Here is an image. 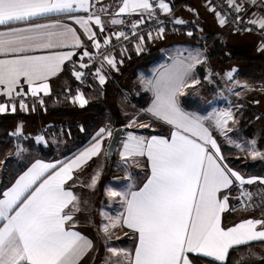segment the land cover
Listing matches in <instances>:
<instances>
[{
  "label": "snow or ice",
  "instance_id": "snow-or-ice-1",
  "mask_svg": "<svg viewBox=\"0 0 264 264\" xmlns=\"http://www.w3.org/2000/svg\"><path fill=\"white\" fill-rule=\"evenodd\" d=\"M261 2L264 3V0ZM245 3L255 5L257 0H245ZM227 6L236 13L244 10V3L238 0H227ZM89 7V0H0V26L6 28V31H0V56L5 57L0 58V94L13 99L15 96L27 95L21 86L22 80L28 85L32 96H37L39 92L49 94L48 78L60 72L64 62L70 60L74 53L53 52L39 56L27 53L35 49L67 46L66 41L69 39L73 47H80L81 42L76 30L60 21L55 24L36 21L53 14H69L80 9L87 12ZM157 9L166 14L171 12L165 0H121L110 23L125 24L124 19L116 17L139 15L140 19L130 24L132 29H136L146 19H154ZM210 10L216 12L215 8ZM99 12H107V9L101 8ZM216 16L223 26L226 23L225 17L219 12H216ZM75 22L83 28L93 46L99 49L101 44L90 23L99 26L103 32L101 16L90 13L87 19L78 17ZM175 23L182 24L184 21L177 19ZM249 23L258 24L264 31V17H253ZM163 33L164 28L158 27L157 36L162 38ZM113 35L117 40L128 38L124 31ZM148 35L151 39L152 33ZM143 39L141 36L140 44ZM110 43L111 37H106L104 45ZM140 44L137 45V52L142 50ZM84 57L92 58L87 50L83 51L81 60ZM103 60L115 67L114 57L104 55ZM200 62L197 57L181 70L163 75L153 85L155 99L147 111L182 131L174 132L170 141L156 137L146 141L129 133L123 144L120 153L122 160L147 154L151 163V177L141 190L126 194L111 189L108 191L110 197L123 195L127 207L122 221L117 218L110 225H104L103 231L107 234L109 227L116 228L122 223L138 233L139 242L130 264H190L189 253L202 254L222 262L234 246L264 241V220L248 219L226 230L221 227V213L228 206V196L225 194L221 199L218 194L233 185L232 178L241 185L255 181L245 180L237 172L219 163L218 159L222 161L224 157L219 155L220 148L202 119L183 112L178 106L177 96L183 94L184 88L192 86L186 82V77L195 64ZM80 67L86 68L88 65L82 63ZM73 75L80 80L84 73L73 71ZM94 75L101 85L105 83L100 68ZM227 77L231 80L232 72L227 73ZM196 83L199 81L193 80V84ZM73 101H78L81 107L88 103L79 91ZM20 108L28 110L23 98L20 100ZM6 110V105L0 104V113ZM11 111H16L14 103ZM232 120L234 117L230 111L222 112L215 117V125L227 136L232 131L229 127V121ZM21 128L18 126L14 135H18ZM104 132L105 129H101L98 137ZM107 135L110 137L111 131ZM206 145L215 149V154L209 152ZM236 146L241 147L239 144ZM101 147V139L98 138L89 149L72 162L66 163L59 171L49 174L29 193V189L40 180L44 172L55 168V165L37 162L3 194L4 199H0V220L5 223L0 227V264H78L79 259L91 248V241L66 227L67 222L73 220L72 211L78 208L75 203L77 197L66 190L64 185L72 179L73 169L99 155ZM250 154L253 158L261 155L254 149ZM98 178L99 172L91 178L90 186L94 187ZM260 182L264 183V180ZM25 193L29 194L25 196ZM246 199H252L250 193ZM69 205H72L71 209ZM258 226L260 230H257ZM109 251L116 256H129L114 248Z\"/></svg>",
  "mask_w": 264,
  "mask_h": 264
},
{
  "label": "crops",
  "instance_id": "crops-1",
  "mask_svg": "<svg viewBox=\"0 0 264 264\" xmlns=\"http://www.w3.org/2000/svg\"><path fill=\"white\" fill-rule=\"evenodd\" d=\"M184 1V2H183ZM181 2L182 5H178L177 0L176 3L173 0H165L166 3L169 4L171 8V14H173L175 17H180L179 14H184L186 17H188V20H192L193 22L197 23V26L201 28L200 32L198 33L199 36L197 38H205L209 37L210 32H212V37L215 39H220V41L223 43V45H227L231 47L232 49H242L247 48L249 51L255 55L256 53H259L260 55H264V50L259 47L257 44L256 34L254 32H245V33H239V32H231L229 30L225 29V25H219L217 23L215 17L209 13V10L204 5L203 0H186V1H192L191 3L195 7V9H199L203 15L204 19H208L207 23L206 21H203L202 15H199L193 13L191 10H188L187 7H184L186 4V1L183 0ZM259 3V7H256V9L252 10L254 11L253 14L247 15L249 19L260 18L264 17V3L261 2V0H257ZM89 4L91 7H89L88 11L85 12L83 9H80L78 11L69 13V14H53L48 17H43L37 19V23L41 24H55L56 21H60L62 24L68 25L69 27L76 30V34L80 37L81 46L80 47H73V42L69 39L66 41V45H60L55 48L51 49H35L33 51L28 52V55H49L53 52H72L74 55H72L70 60H66L64 64L62 65L61 71L58 72L56 75L51 76L48 78L47 83L49 84V94L45 95L44 92H39L37 96H33L36 100L33 104H27L28 110L24 111L20 108V103H14L16 105V111H11L12 102L5 101L3 104L6 105L7 110L5 112L0 113V116L4 118H9L11 121L10 126L11 128H16L18 126H22L21 131L30 132L32 130V127L34 126V123L36 122V125L38 124L41 117L44 118L43 109H41L38 106H45V110L49 112L54 111V109H61L66 106H70V104L73 101V98H64L61 96V93L64 91H67L69 89H72L77 84V79L73 75V71H79L81 72L80 65L85 61L84 57L81 60V55L84 50H87L89 52L90 44L92 43L91 40L88 39L87 35L84 34L83 28L79 24L75 22V18L82 17L87 19L88 15L90 13L99 14L101 16V19L103 21L104 31L101 32L99 26L95 25L94 23H90V27L92 31L96 32V39L98 41L104 40L106 37L113 36V33L119 32V28H121L122 24L113 25L110 23V20L113 18V15L118 11L119 6L121 5V0H89ZM188 4V3H187ZM186 4V5H187ZM106 8L107 12H99V9ZM197 9V10H198ZM198 10V11H199ZM175 11V12H174ZM176 15H175V14ZM207 16V17H206ZM71 17V18H70ZM121 19L120 17H116ZM181 18V17H180ZM208 24L209 27H207V30L212 31H205L206 25ZM16 26H23V25H16ZM256 26H259L256 24ZM0 31H6V28L4 26H0ZM182 34H179V32H168L166 33L162 38H159L157 34H153L151 41H147V38L144 37L143 43L140 44L142 50L137 52L136 48L139 43H131L129 46L125 47L124 49L120 50L118 53H115L112 57L115 59V67H111L110 65L105 62L102 65H98L94 67V73L92 78L90 79V84L85 88H83L82 92L84 95V98L90 103L93 100L99 99V97L102 96V94H105V91L109 94L105 95V99L111 101L109 103H114L113 101L117 96L115 94L112 95V92L115 88V85L119 84L120 82H116L113 80L115 77V72H122L121 76V85H123V88L126 87L128 90L129 87L133 88L130 90L132 97L135 101V98L141 96L143 93L147 94L148 99L147 103L143 105L145 113L148 114L151 118H153L156 122V125L154 127L147 128V124L145 127H126L123 129V133L121 135L120 140L118 141L114 158H113V165L119 163L122 165L130 166L137 168V172L134 175V177L130 178V182H128L126 190L124 191L126 193L139 191L141 190L144 185L147 183L148 179L151 177V163L148 160L147 154L144 156H136V157H130L126 161L122 160L120 153L123 151V144L127 141L128 134L131 133L133 136L140 137L145 139L146 141L151 140L153 137L156 138H164L168 139L169 141L172 138V134L178 130L174 125L167 123L163 119H160L156 116H153L151 113L147 111L148 108L152 106V103L155 99V93L153 90V85L161 79V77L167 73H173L181 70L183 67H185L188 63L194 62V60L199 57L201 62L198 64H195L192 71L189 73V75L186 77V82L192 86L197 85L193 84V80L200 81L201 79H207L208 77H213L212 74L214 71L212 70L215 66L213 61L207 57L208 51L211 48V43L207 40H196L192 37H187ZM211 37V36H210ZM209 37V38H210ZM184 38V39H182ZM170 40L167 44V46L163 47L161 59L157 62H153L149 67L146 68L143 65L139 66V64L134 63V59L143 54L144 52H147L151 48H154L158 46L160 43H164L166 40ZM167 42V41H166ZM250 52V54H252ZM229 54V53H228ZM0 58H5L3 56H0ZM11 58V57H8ZM262 66L264 67V59L262 60ZM212 64L210 67L206 66L208 63ZM205 63V68H204ZM207 63V64H206ZM248 62H235V60H226L219 62V67L217 69H221L222 73H224L226 66H238L239 68H242L243 74L245 70H257L255 68H252V66L248 65ZM247 66V67H244ZM100 68L101 74L105 77V83L101 85L99 83L98 77H96L94 74L96 70ZM212 68V69H211ZM148 69V70H146ZM211 69V70H210ZM264 70V69H263ZM135 71H137L135 73ZM212 73H211V72ZM260 71V70H259ZM257 70V72H259ZM261 73H264V71H261ZM254 74V73H253ZM221 75L220 78L224 79L225 75ZM248 75L249 78L245 77L246 79H242L241 82L246 85L248 88L250 87L253 91H256V93H260V96L264 94V77L259 80L258 75L254 74ZM244 76V74H243ZM219 79V81H221ZM244 81V82H243ZM240 81L238 80V83ZM39 83V82H37ZM237 83V84H238ZM21 86L23 87V90L27 95L25 96H32L28 85L24 83V81H21ZM190 86V87H192ZM186 87L183 89V94L177 96V103L179 108L189 114L194 115L198 118H201L205 127L209 129V132L211 133L212 137L216 140L218 147L220 148V156H223L224 159L220 161L218 159V162L222 165H226L228 168L232 169V171L237 172L242 178L245 180L252 179L255 182L251 185L253 187H256L263 193V200L258 208L252 211H242L237 213H231L230 207L233 203L234 199V184H235V178H232L234 183L229 189L221 190V193L218 194V196L222 199L223 196L226 194L228 196V206L225 209L224 212L221 213V227L225 230L236 226L240 224L241 222L248 220V219H254V220H264V183H261L260 181L264 180V171L262 170V166L264 163L260 164V167L255 168L258 165H250L247 168L245 166L238 164L237 160L233 161L232 163L226 161L225 154L222 151L223 148L230 147L231 150L238 151L239 149L236 145L238 143L230 144V140L226 138L229 136V132L227 133V136L223 135L220 130L215 125V117L212 116L210 113H204V115L198 114L195 112L200 109V104L197 102L193 105H185L184 98L188 94L185 92V89L190 88ZM255 89V90H254ZM259 89V90H258ZM248 90V89H247ZM19 91V88L17 89ZM117 91V90H116ZM111 94V96H110ZM262 94V95H261ZM110 96V98H109ZM264 96V95H263ZM0 98L8 99L10 97L0 94ZM104 98V97H103ZM102 98V99H103ZM41 100H43V104H41ZM133 101V102H134ZM140 100H138L137 104H139ZM77 107L83 108L80 106L79 102H74ZM87 103V104H88ZM135 103V102H134ZM86 104V105H87ZM35 105V106H34ZM119 110L122 112H129L125 111L124 109L126 106L120 103H117ZM139 106H141L139 104ZM37 108V109H36ZM79 108V109H80ZM33 109V110H30ZM139 109V108H138ZM42 110V111H41ZM140 110V109H139ZM43 114V115H42ZM219 114V113H218ZM235 116V115H234ZM236 118H234V124L237 123ZM233 122L229 121V126H231ZM35 125V126H36ZM99 125V124H98ZM96 126L94 130H92L91 137L87 140L80 143V145L76 146V148L73 149V151L69 153L64 154H57V153H51V154H38L32 157H29L28 160L25 162V164L19 169L16 170L13 173H7L5 172L2 164H0V199H4V193L9 191L16 183V181L19 179L20 176L24 175L26 172L29 171V169L32 168L34 164H37V162L41 164H50L55 165V168H49L44 174L40 177V180L36 182L32 186L31 189H29V193L34 190L49 174H51L54 171H59L61 167H63L66 163L72 162L78 155L85 152L87 149H89L95 142L96 139H101V152L97 156H93L91 159H88L86 162L81 163V165L78 168H74L72 171V179L67 180L64 187L66 190L71 191L76 197L77 201L75 202L77 205L78 210L72 211L73 220L67 222L66 227L69 228L72 231L78 232L80 235L85 237L87 240L91 241V248H89L85 254L79 259L78 264H130V259H134V253L135 249L138 245V233H136L133 229H129L127 226H124L122 223L120 226H117L116 228L109 227V231L106 234L103 231V226L108 225L105 224L104 219L106 217L102 218V211L108 210V206H103L106 204L108 195L107 192L109 189L112 190V187L110 186L113 182L112 179L115 177H118L117 174L110 173V175L107 178H110L109 180H106L105 187L103 188V180L105 179V174L108 173L107 166L108 161L106 157V151L108 147V142H110V137L107 135L109 131L113 134V124L109 122V125L107 122L100 123L99 126ZM160 125V126H159ZM90 128V127H89ZM2 133H4L5 127H1ZM101 129H105V132L101 134L100 137H98V133H100ZM87 127L85 128H78V130H75L77 135H81L83 133H86ZM74 132V133H75ZM88 132V131H87ZM0 134V136L3 134ZM50 134V133H47ZM90 134V133H89ZM184 135H190L189 133H182ZM112 136V135H111ZM1 139V137H0ZM5 142V141H1ZM0 142V144H1ZM201 142L202 141H198ZM206 147L209 149V152L212 154H215V149H212L210 145H206ZM24 155V154H23ZM1 156L4 158L7 157L5 153H3ZM2 157L0 158L1 162ZM99 172V178L95 184L94 187L91 185V178ZM105 192H103L104 190ZM29 193H25V196H27ZM112 197H110L111 199ZM130 199V196L128 197ZM23 199V197L21 198ZM112 200V199H111ZM119 208L117 218H120L122 221V218L124 215H126V203L124 201V198L121 200V204ZM103 207V208H102ZM72 208V205H69V209ZM69 209H65V211H69ZM107 220V219H106ZM5 221L0 220V227L3 226ZM257 230H260L259 226ZM114 232V233H113ZM253 242H264V241H253ZM249 242V243H253ZM245 245V244H244ZM241 246V245H239ZM237 247V246H234ZM233 247V248H234ZM110 248H114L117 250H121L122 252H126L129 254L128 257H125L124 255L116 256L113 255L112 252L109 251ZM232 249V248H231ZM230 249V250H231ZM230 252V251H229ZM192 255L202 256V254H192L189 253V261L190 264H193ZM229 255V253H228ZM228 255L226 256L225 260L222 262H225L228 258ZM211 260H214V258L205 257ZM219 263V262H218Z\"/></svg>",
  "mask_w": 264,
  "mask_h": 264
},
{
  "label": "rangeland",
  "instance_id": "rangeland-1",
  "mask_svg": "<svg viewBox=\"0 0 264 264\" xmlns=\"http://www.w3.org/2000/svg\"><path fill=\"white\" fill-rule=\"evenodd\" d=\"M173 1L176 3L177 0H173ZM178 1L179 3L177 2V4L182 5L181 2L183 0H178ZM191 2L192 1L190 2L186 1V4L187 3L188 4L187 5L185 4L184 7H187L188 10H191L193 13L197 14L198 16L202 15L203 21L207 22L208 19L206 18L204 19L203 13L198 8L197 9L199 11L195 9V7ZM203 2L206 8L209 10V13H211V15L215 17L217 23H219L213 11L210 10V8L212 7L211 0H203ZM238 2L244 3V10L241 12L245 13L246 16L253 14L254 11L252 10L256 9V7H259L258 2L255 5H252L251 3H245V0H238ZM171 12L169 14H171ZM179 15L181 18L176 16L175 19H180L184 21V23L181 24L184 26V30L187 32V28H189L190 32H196L194 30L195 29L194 26H192L196 22H193L192 20L191 21L188 20V17H186L184 14L183 15L179 14ZM207 23H209V25L211 24V22H207ZM209 25L208 24L204 25L206 26L204 28L209 27ZM224 27L226 30L231 31L230 28L226 26ZM184 30L182 27L179 31L171 30L169 28H164L163 36L168 32L171 33L179 32V34H182L187 37L193 34L192 33L191 35H188L187 33L184 32ZM114 37L115 35L112 36V38ZM144 37H146L147 39L149 38V35L143 36V38ZM257 38L258 37L256 36V39ZM165 40L167 42L165 41L164 43H160L158 46H163V47L167 46L170 40L168 39ZM147 41H151V39L149 38L147 39ZM134 42L140 44V38L138 40H135ZM257 44H258V39H257ZM163 47H161L160 49L159 52L160 54L157 57H155L151 62H149L151 59L148 62L146 61L148 65H150L153 62H157L158 60L161 59V54H162L161 51L163 50L162 49ZM119 51H117V53ZM113 55H115V53ZM142 65L143 64L139 63V66ZM148 65H146L147 66L146 68L149 67ZM210 65L212 66L211 63L210 64L208 63L206 66L210 67ZM204 68H205V63H204ZM216 68L217 66L214 67L213 69L211 68L213 71L215 70L214 73L212 74L213 77H208L205 80L201 79L197 85L185 89V92L188 93L185 96V99H187L189 105H193L194 102L200 104V109L198 111L196 110L195 112L204 116H205L204 113H207L208 111H209L208 113H210L212 116H217L218 113L230 111L233 117L236 118L235 120L237 123L233 125L234 120H232L233 123L231 124V126H229L232 129V131L229 132V136H227L226 138L230 140L231 142L230 144H234L235 142L238 143L241 147H238L239 148L237 149L238 151L235 152V150L234 151L232 150V152H228V154L232 158L237 160L238 164L245 166V168H247L250 165H258L255 168L260 167V164L264 163V96H263L264 94L263 95L261 94L262 96H260L259 92L256 93V91H253L250 87L249 88L247 86L245 87L244 84L241 82V80L246 79L245 77L249 78L248 75L250 74H252L251 76L257 74L259 80H261L264 77V73H261L260 71L257 72V70L254 69L249 71L244 69L245 72L243 73L244 74L243 76V74H241L242 68H239L238 66L235 65L230 67L226 66V68L228 69H225L224 73H222L221 70L220 71L217 70ZM136 72L137 71H135V73ZM229 72H232L231 80L227 77V73ZM121 74L122 72H115L114 74L115 77L113 79L115 83L116 82L121 83V79H120ZM219 74L225 75V78L221 79L220 78L221 75ZM219 79H221V81H219ZM238 80L240 81L239 83ZM120 83L115 85V88L112 91V92L115 91L114 93H112V95L117 93L115 94L117 96L115 100L117 101H113L114 103L112 104L109 103L111 99L110 101L106 100L108 98L105 99L106 97L105 95L109 94L108 92L105 91V94L104 95L102 94V96L99 97V99L93 100L83 107L85 108V107H91L93 105L94 106L100 105L96 113L80 114L75 118L73 116L63 117L62 116L63 114L60 112H64V110H71V109L75 110V109H79L80 107H77L76 104L72 102L70 106H66L61 109H54V111L49 112V110L46 111L47 109L44 108L45 106L41 105L38 107L44 110L43 111V114L45 115L44 118L41 117L40 118L41 121H39L37 125L35 122L30 132L24 133L23 131H20L18 135H14L17 129L9 127L11 122L8 121L9 126L5 127L4 133H2V130L0 129V134L1 133L3 134V136L2 135L0 136L1 137L0 142L2 140L5 141V142H1L0 144V158L2 157L0 164H2L1 166H3L5 172L13 173L16 170H19L25 164V162L28 160L29 157L38 154H44V155L51 153L64 154L73 151V149L76 148V146L80 145V143L91 137L92 130H94V128L98 124L100 125V123L105 124L107 122V124L109 125L110 122V124L111 123L113 124L114 128L120 125H125L127 128L128 127L138 128L140 127L141 124L143 125L147 124V128L154 127L156 125L155 120L150 116H148V114L145 113L144 111H141L144 110V108L142 107L143 106L142 102L147 101V94L143 93L141 96L135 98L134 101L132 94L130 92V90L133 88L129 87L130 90H128L126 87L123 88V85H121L123 83L121 84ZM87 86H85V88ZM138 100L142 101L141 103L139 102L141 106L137 104ZM117 103L123 104V106L125 105L126 108L124 110L129 112H124V111L121 112L119 110L118 105H116ZM133 121H135V123H133ZM130 124L131 126H129ZM80 127L82 128L87 127L88 132L85 131L86 133L77 135L75 130H78V128ZM37 137H41L42 139L38 140ZM111 137L112 136H110V138ZM253 141L255 142L254 144L251 143ZM253 149L257 153H260L261 155H257L255 158H253V156L250 154ZM3 153L7 155L6 158L1 156ZM225 159L226 161H228L226 155H225ZM262 170L264 171V164L262 166ZM111 172L118 175V177L112 179L113 183L110 185L112 187V191H116L121 194H124L127 184L128 182L131 181L130 178L134 177V175L136 174L137 168L122 165L119 163L113 165L111 167V171L105 174V179L103 180V188L105 187L106 184L105 182H107L106 180L110 179L107 177L110 175ZM103 192H105V190ZM122 198L123 195L112 197L111 200L110 196L108 195L106 204L103 205V206H108V210L107 211L103 210L102 211L103 214L101 216L102 218H104L105 217L104 211L107 213L104 219L105 224L107 223L108 225H110L112 221L116 220V216L118 215L120 208L119 204H121Z\"/></svg>",
  "mask_w": 264,
  "mask_h": 264
},
{
  "label": "built area",
  "instance_id": "built-area-1",
  "mask_svg": "<svg viewBox=\"0 0 264 264\" xmlns=\"http://www.w3.org/2000/svg\"><path fill=\"white\" fill-rule=\"evenodd\" d=\"M211 4V8H215L216 12H219L222 16L225 17L226 23L224 25L226 27L230 28V30L234 33H245L252 31L255 32L256 36L258 37V44L260 48H262V45H264V31H262L259 26H256V24H250V19L245 15V13H236L234 10L229 9V7L227 6V0H211ZM216 12H213L215 16ZM237 17H239V19H237ZM121 19H124L126 23L121 25L119 31H124L127 34L128 38L124 39L123 37H121L119 40H117L115 36L114 38H111V43L108 45H104V40L99 41L101 44V47L99 49H96L93 46L92 42L90 44L89 49V53H91L92 58L90 59V57H86L83 64H87L88 67L81 68V72L84 73V75L81 77L80 80H76L77 84L75 85V87L64 91L63 93H61V96L66 98H74L78 94V91L81 93L83 88L90 83L94 67L100 64L102 65L106 62L103 60L104 55H109L110 57L113 56L114 53H117V51L124 49L126 46L133 43L135 40H138L141 36H147L149 32H151L152 34H157V29L160 26L176 31H179L182 27L184 30L183 25L175 23V20L177 19H175V16L173 14H166L160 11L159 9H157L156 16L154 19H146L145 23L139 25V27L136 29H132L130 27V24L131 21L139 20V16L122 15ZM158 22H162V24ZM184 32L187 34L193 33L190 32L189 28H187V32L185 30ZM262 49L264 50V48ZM21 98H23L26 104H33L36 102L33 96L28 95L23 97L15 96L14 99L0 98V104H3L5 101H9L12 103H20ZM233 188L235 198L233 199L234 201L230 207L231 213L255 210L259 207L263 200L262 191H260L256 187H253L251 184L245 183L241 185L238 181H236ZM242 193L244 195H242ZM249 193L252 196V199L250 201L246 199V196Z\"/></svg>",
  "mask_w": 264,
  "mask_h": 264
},
{
  "label": "trees",
  "instance_id": "trees-1",
  "mask_svg": "<svg viewBox=\"0 0 264 264\" xmlns=\"http://www.w3.org/2000/svg\"><path fill=\"white\" fill-rule=\"evenodd\" d=\"M194 30L196 32H193V34L189 37H192L193 39L196 40H207L211 44V48L208 51V58L210 61H214L213 63L215 64L214 66L217 68L220 66L219 62L221 60L226 61V60H235V62H248L249 66H252V68L257 69L258 71H264V67L262 66V60L264 59L263 54L256 53L253 55L251 51L247 48H242V49H232L231 47L227 45H223V43L220 41V39H215L212 37V32H210L209 37L205 38H197L199 36V32L201 30L200 27L197 26V23L194 25ZM197 28V29H196ZM207 28L205 29V31ZM207 31H212L207 30ZM163 46H156L153 49L148 50L147 52H144L143 54L137 56L134 60V63H141L143 64L144 67H147L148 65L146 61L151 62L155 57H157L160 53V49ZM250 52L252 54H250ZM229 53V54H228ZM216 68V69H217ZM219 70V69H217ZM221 70V69H220ZM219 70V71H220ZM148 99V96H147ZM184 103L185 105H189L187 99L184 98ZM142 101H140L141 103ZM143 105L147 103V101L142 102ZM100 106V105H99ZM99 106H91V107H85L81 109H75V110H64L62 113L63 117H68V116H73L74 118L77 117L80 114H90V113H96L99 109ZM8 121L10 119L4 118L0 116V125L2 127H6L8 125ZM232 148L227 147L223 148L222 151L224 154L227 156L228 162L232 163L233 161H236L234 158H232L228 152H232ZM234 151V150H233ZM229 255L228 258L225 262H216L214 260L202 257V256H197V255H192V261L193 264H264V242H253V243H248L245 245L237 246L229 250Z\"/></svg>",
  "mask_w": 264,
  "mask_h": 264
},
{
  "label": "water",
  "instance_id": "water-1",
  "mask_svg": "<svg viewBox=\"0 0 264 264\" xmlns=\"http://www.w3.org/2000/svg\"><path fill=\"white\" fill-rule=\"evenodd\" d=\"M123 129H125V126L124 125H120V126H117L116 128H114L113 130V135L110 139V142H108V147H107V151H106V157H107V161H108V166L106 167L107 168V171L110 172L111 171V167H112V164H113V158H114V153H115V150H116V147H117V144H118V141L120 140L121 138V135L123 133Z\"/></svg>",
  "mask_w": 264,
  "mask_h": 264
}]
</instances>
